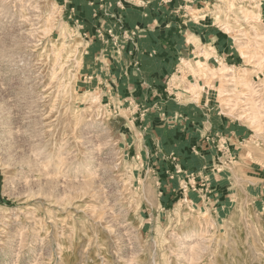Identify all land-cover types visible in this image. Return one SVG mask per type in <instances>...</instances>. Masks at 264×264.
Segmentation results:
<instances>
[{"label": "rangeland", "instance_id": "obj_1", "mask_svg": "<svg viewBox=\"0 0 264 264\" xmlns=\"http://www.w3.org/2000/svg\"><path fill=\"white\" fill-rule=\"evenodd\" d=\"M67 1L0 0V264H264V0L190 8L213 37L147 131Z\"/></svg>", "mask_w": 264, "mask_h": 264}, {"label": "crops", "instance_id": "obj_2", "mask_svg": "<svg viewBox=\"0 0 264 264\" xmlns=\"http://www.w3.org/2000/svg\"><path fill=\"white\" fill-rule=\"evenodd\" d=\"M68 2L70 18H75L80 29L87 30L90 36H99L101 31L108 32L109 43L113 42L114 36L117 40L120 39L118 46L115 43L101 45L107 49V64L102 66L103 60L97 59L99 66L94 68L97 73L95 83H100L98 89L101 87L105 95H111L116 90L117 96L122 100L120 104L130 103L132 107L135 104L134 109L141 113V121L145 117L148 119L142 127L146 131L148 128L151 130L153 120L149 119V113L163 106V99L171 91V81L179 72L182 58L196 45H207L206 42L213 37L210 30L206 31L207 27L197 26L189 19L190 8L204 5L203 0ZM214 37L217 41L216 33ZM196 103L186 102V105L190 111H195ZM192 123L193 121L187 124V142L193 146L198 145L200 151L197 154L202 155L205 163V160L214 158L215 155L209 142L202 141V136L199 137L203 132L201 128L197 129ZM229 131L231 135L236 132L232 133V127Z\"/></svg>", "mask_w": 264, "mask_h": 264}, {"label": "bare ground", "instance_id": "obj_3", "mask_svg": "<svg viewBox=\"0 0 264 264\" xmlns=\"http://www.w3.org/2000/svg\"><path fill=\"white\" fill-rule=\"evenodd\" d=\"M201 18H204V16H202ZM224 72H226V71H224Z\"/></svg>", "mask_w": 264, "mask_h": 264}]
</instances>
